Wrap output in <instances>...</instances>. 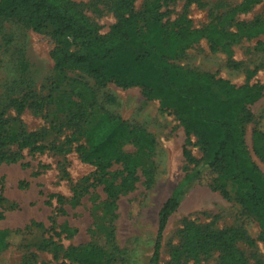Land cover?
I'll list each match as a JSON object with an SVG mask.
<instances>
[{"label":"trees","instance_id":"obj_1","mask_svg":"<svg viewBox=\"0 0 264 264\" xmlns=\"http://www.w3.org/2000/svg\"><path fill=\"white\" fill-rule=\"evenodd\" d=\"M132 1L112 0L117 20L105 36L97 34L82 15L79 4L71 0H0V18H21L37 33L49 26L46 36L52 44L50 57L58 74L66 69L77 70L92 76L102 86L113 83L122 88L139 87L146 99L158 100L160 107L170 110L181 124L185 135L182 146L185 174L159 208L148 264H159L163 231L169 217L185 193L207 173L213 190L224 199H233L257 222L260 228L257 240L264 241V173L252 160L245 142L246 125L253 121L251 105L263 96L264 85L250 81L254 71H248L244 84L236 86L216 74L173 62L202 39L210 50L224 52L232 62L234 44L242 38L264 34V8L263 16L250 22L238 20L236 15L264 0H243L233 8L214 13L203 27H193L185 13L173 21L166 19L168 11L161 8L172 0H149L141 12L134 10ZM204 1L188 0L198 4ZM254 48L264 49V43L257 42ZM66 79L70 94L78 102L71 101L66 93L53 99L58 109L68 112L75 128L66 143L78 140L81 135L84 137L75 151L83 162L95 167V181L105 195L101 213L112 218L116 215L119 197L134 190L140 169L146 175V184L150 185L151 171L145 168V157L153 151L154 140L145 129L131 127L99 110L86 123L88 127L80 130L81 122L95 109V96L87 83ZM28 98L23 96L12 101L16 115L13 118L5 117L0 110V163L17 162L24 149L42 153L56 148L44 143V131H27L20 119L26 109H41L52 97ZM263 127L257 124L251 130L250 140L253 154L264 163ZM192 137L196 139L194 145L201 150L199 158L192 156L188 148ZM126 144H132L135 151H124ZM11 146L16 150L11 151ZM113 166L119 168L112 169ZM2 189L0 178V205ZM82 194L75 190L71 201L78 202ZM49 196L63 202L60 195ZM43 226L41 222H33L25 228L36 234L39 250L54 255L61 252L63 258L75 264H112L115 260L113 247L107 245L112 240L111 229L103 231L106 237L103 244L89 242L62 248L44 237ZM181 233L182 242L172 251V262H178L183 256L191 258L216 250L219 264H246L237 246L244 234L237 228L213 230L208 225L186 221ZM23 239L22 229L0 228V252Z\"/></svg>","mask_w":264,"mask_h":264},{"label":"rangeland","instance_id":"obj_2","mask_svg":"<svg viewBox=\"0 0 264 264\" xmlns=\"http://www.w3.org/2000/svg\"><path fill=\"white\" fill-rule=\"evenodd\" d=\"M71 1L79 4L82 15L101 36L107 35L117 20L112 0ZM148 1L133 0L132 6L141 12ZM242 1L205 0L204 4H198L172 0L161 11H168L166 19L170 21L185 13L193 27H203L212 20L214 13L233 8ZM263 8L264 1L247 12L238 13L236 18L250 22L263 16ZM49 30L50 27L46 26L37 33L21 18H0V110L5 117L13 118L16 116L12 106L14 99L52 97V101L41 109H26L20 119L24 129L44 131V143L56 147L42 153L24 149L17 162L0 163V178L3 179L0 228L22 229L25 234L21 242L12 243L0 252V264H75L63 258L61 252L54 255L37 249L36 234L25 229L33 222H41L46 230L44 237L51 238L62 248L89 242L103 244L106 238L103 231L111 229L112 240L107 245L113 247L115 260L112 264H148L159 208L185 174L183 128L170 110L162 109L158 100L146 99L139 87L122 88L113 83L102 86L92 76L77 70L66 69L58 74L50 57L52 44L46 36ZM257 42L264 43V34L242 38L233 45L230 62L224 52L210 50L202 39L173 62L216 74L236 86L244 84L248 71H254L250 81L264 85V49L254 48ZM66 78L87 83L95 96V109L90 110L88 119L81 122L80 130L88 127L86 123L91 122L95 111L99 110L120 118L131 127L145 129L154 140L153 151L145 157V168L151 171L150 185L146 184V175L140 169L134 190L119 197L116 215L112 218L101 213L105 195L102 186L95 181V167L83 162L75 151L84 137L81 135L78 140L66 143L75 128L68 112L58 109L53 101L66 93L71 101L78 102L70 94ZM251 110L253 121L246 125L245 142L252 160L264 173V163L253 154L250 140L251 130L257 124L264 126V92L251 105ZM195 140V137L191 138L188 148L192 156L199 158L201 150L194 145ZM135 149L132 144L123 147L128 152ZM10 150L16 149L11 146ZM210 177L207 173L196 182L169 217L163 231L159 264H219L216 250L191 258L183 256L178 262H172V251L182 242L181 231L186 221L199 226L208 225L213 230L239 229L244 238L237 242V246L243 252L246 264H264V241L257 240L260 233L257 222L233 199H224L213 190ZM75 190L83 192L76 203L71 201ZM49 195H60L63 202H57Z\"/></svg>","mask_w":264,"mask_h":264}]
</instances>
